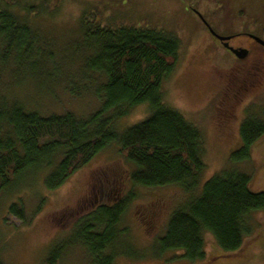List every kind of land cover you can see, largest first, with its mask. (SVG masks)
<instances>
[{"label": "rangeland", "instance_id": "1", "mask_svg": "<svg viewBox=\"0 0 264 264\" xmlns=\"http://www.w3.org/2000/svg\"><path fill=\"white\" fill-rule=\"evenodd\" d=\"M11 3L38 41L32 59L23 64L16 51L6 56L7 49L0 42L1 104H21L43 116L74 113L88 117L98 112L102 102L93 92L101 88L102 78L95 75L97 82H92L86 68L94 52L81 32L83 13L91 16L98 8L104 18L117 23L146 21L176 36L182 44L180 64L162 90L165 104L180 111L203 134L206 168L200 189L214 175L234 167L251 176L254 192H264V138L254 146L249 161L234 166L231 162L242 144V123L256 116L259 108L264 110V49L249 39L254 34L264 40V0ZM197 13L218 34L233 37L230 50L220 46ZM234 49L245 50L247 58L238 60ZM73 88L83 95H72ZM150 111L148 105L138 106L130 116L117 121L116 128L122 130L143 122ZM46 171L29 175L15 183L11 192L0 194L2 264H46L55 243L60 241L66 247L56 264H90L87 251L69 243L76 239V225L96 208L114 206L133 193L137 197L117 226L123 240L117 247L116 264H189L180 252L158 256L153 247L164 234L170 214L187 198L186 193L176 187L133 185L130 176L135 167L116 144L100 152L57 190L47 189ZM15 203L23 204L26 223L10 214ZM253 216L252 235L245 240L243 252L234 257L225 255L214 237L206 233V259L197 264H264V212Z\"/></svg>", "mask_w": 264, "mask_h": 264}, {"label": "trees", "instance_id": "2", "mask_svg": "<svg viewBox=\"0 0 264 264\" xmlns=\"http://www.w3.org/2000/svg\"><path fill=\"white\" fill-rule=\"evenodd\" d=\"M11 1L0 0V42L7 49L6 56L16 51L23 64L32 59L38 38L13 11L15 1ZM98 10L92 17L83 13L81 32L94 52L86 65L91 81L97 82L95 75L102 78L101 88L93 92L102 102L100 109L88 117L74 113L43 116L21 104L0 102V194L43 170H47V189L57 190L116 144L135 167L130 176L133 185L176 187L187 195L153 244L158 256L180 252L189 264L203 262L206 233L225 255H239L252 235L253 215L264 212V192H254L251 176L234 167L214 175L200 189L206 168L203 134L180 111L165 104L162 90L180 64L181 41L146 21L117 23ZM71 94L83 95L74 88ZM141 105L150 107V117L118 130L117 121ZM255 112L241 125L242 144L231 157L233 166L249 161L254 146L264 138V110ZM136 197L129 194L114 206H100L83 216L73 231L76 239L69 243L83 247L90 264H116L117 247L123 240L117 226ZM10 214L27 222L22 203L13 204ZM65 247L61 241L55 243L46 264L58 263Z\"/></svg>", "mask_w": 264, "mask_h": 264}, {"label": "water", "instance_id": "3", "mask_svg": "<svg viewBox=\"0 0 264 264\" xmlns=\"http://www.w3.org/2000/svg\"><path fill=\"white\" fill-rule=\"evenodd\" d=\"M198 16L200 17V19L203 20V22L205 23V25L209 28V31L211 32V34L216 37L218 40H220L221 42L223 41H229L231 39V37H223L220 36L219 34H217L211 27L210 25L204 20L203 16L200 13H197ZM252 39H254L256 42H258L260 45H262L264 47V40L260 39L259 37L256 36H251ZM230 48V47H229ZM233 52L235 53V55L237 56H241V58L244 57L245 53L244 52H238L235 49L233 50Z\"/></svg>", "mask_w": 264, "mask_h": 264}, {"label": "flooded vegetation", "instance_id": "4", "mask_svg": "<svg viewBox=\"0 0 264 264\" xmlns=\"http://www.w3.org/2000/svg\"><path fill=\"white\" fill-rule=\"evenodd\" d=\"M205 24V23H204ZM206 26V25H205ZM210 27H211V25H210ZM206 28H207V30H208V32L211 34V32L209 31V28L206 26ZM212 28V27H211ZM213 29V28H212ZM214 30V29H213ZM215 31V30H214ZM216 32V31H215ZM217 33V32H216ZM218 34V33H217ZM212 35V34H211ZM220 35V34H219ZM220 36H222V35H220ZM251 36H256V35H250L249 36V39L251 40V42L252 43H254V44H256L257 45V47H260V48H262V49H264V47L262 46V45H260L258 42H256L254 39H252V37ZM212 37H214L213 35H212ZM223 37H227V36H223ZM256 37H258V36H256ZM215 39H216V41L220 44V46H222V47H224L225 49H227V50H230L229 49V47H230V40L233 38V37H231V39L229 40V41H223V42H221L220 40H218L216 37H214ZM260 38V37H259ZM260 39H262V38H260ZM263 40V39H262ZM232 47V46H231ZM244 53L245 54H247V52L244 50ZM236 56V55H235ZM236 58L238 59V60H245L247 57H243V58H240V57H238V56H236Z\"/></svg>", "mask_w": 264, "mask_h": 264}]
</instances>
